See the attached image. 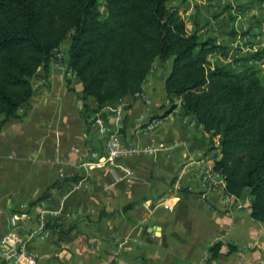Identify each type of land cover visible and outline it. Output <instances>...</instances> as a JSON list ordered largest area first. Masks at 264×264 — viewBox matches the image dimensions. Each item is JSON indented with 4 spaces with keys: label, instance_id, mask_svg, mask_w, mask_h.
I'll list each match as a JSON object with an SVG mask.
<instances>
[{
    "label": "crops",
    "instance_id": "0c3cea01",
    "mask_svg": "<svg viewBox=\"0 0 264 264\" xmlns=\"http://www.w3.org/2000/svg\"><path fill=\"white\" fill-rule=\"evenodd\" d=\"M206 2L166 5L201 34L196 18L210 9ZM67 47L57 50L65 56ZM168 72L169 63L156 62L139 95L96 109L76 75L66 80L54 61L39 68L31 100L0 129V264H14L16 250L38 264H264V224L227 208L224 186L204 191L195 175L213 168L219 137L184 114L179 100L171 109ZM118 106L121 140L151 150L105 162L103 137L85 116L99 112L113 122ZM215 243L235 251L208 262Z\"/></svg>",
    "mask_w": 264,
    "mask_h": 264
},
{
    "label": "trees",
    "instance_id": "16d2710c",
    "mask_svg": "<svg viewBox=\"0 0 264 264\" xmlns=\"http://www.w3.org/2000/svg\"><path fill=\"white\" fill-rule=\"evenodd\" d=\"M102 2L104 15L99 0H0V129L31 100L33 77L65 41L64 61L96 109L139 95L155 63H169L171 109L179 100L184 114L219 136L214 169L225 193L248 200L251 217L264 223V83L256 72L209 67L214 39L188 32L167 0ZM221 247H209L208 262L235 251Z\"/></svg>",
    "mask_w": 264,
    "mask_h": 264
},
{
    "label": "rangeland",
    "instance_id": "374dc122",
    "mask_svg": "<svg viewBox=\"0 0 264 264\" xmlns=\"http://www.w3.org/2000/svg\"><path fill=\"white\" fill-rule=\"evenodd\" d=\"M205 5H210V9L206 7L202 20L196 18L200 23L204 22L200 27L203 30L200 35L204 39L213 38L216 45L214 51L206 54L207 65L211 68L214 65H226L236 72L253 69L264 83V0H207ZM99 11L104 15L102 0H99ZM188 20H191V17ZM194 23L192 21L191 30L196 27ZM215 140L219 145L218 138H214ZM211 169L217 171L214 164ZM213 175L216 180L219 179ZM202 182L204 191L211 190L214 185L211 182ZM200 195L204 198L205 192ZM224 195L225 193L223 203L227 208L250 212L248 200L234 196V203H229L225 201Z\"/></svg>",
    "mask_w": 264,
    "mask_h": 264
},
{
    "label": "built area",
    "instance_id": "2783aa9c",
    "mask_svg": "<svg viewBox=\"0 0 264 264\" xmlns=\"http://www.w3.org/2000/svg\"><path fill=\"white\" fill-rule=\"evenodd\" d=\"M54 64L57 68L62 72V76L68 80L72 78L75 74L71 69H69L64 61V55L60 50H57L54 59ZM118 106V108L114 112L115 120L113 122H109L101 116L99 112H95L89 118L91 122V126H93L96 131L103 137V157L104 161L112 162L118 157H124L128 155H132L138 153L139 151L147 152L151 150V147H139L134 144H127L121 140V129L123 127L122 121V110ZM93 155H97V152H94ZM215 172L210 167H205L204 169H200V171L196 172V176L202 181L209 183L211 182L214 185L218 183L224 186V182L222 179L216 180L214 178ZM225 201L229 203H234V195L225 193L224 195ZM16 216L12 218V223L16 224ZM14 257V264H22L21 258H24V264H38V260L34 254L31 252L27 253L26 251H14L10 257Z\"/></svg>",
    "mask_w": 264,
    "mask_h": 264
}]
</instances>
